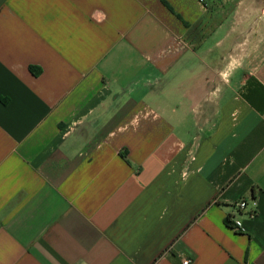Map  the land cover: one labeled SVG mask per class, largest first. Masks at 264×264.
I'll list each match as a JSON object with an SVG mask.
<instances>
[{
  "label": "crops",
  "instance_id": "1",
  "mask_svg": "<svg viewBox=\"0 0 264 264\" xmlns=\"http://www.w3.org/2000/svg\"><path fill=\"white\" fill-rule=\"evenodd\" d=\"M186 261L264 264V0H0V264Z\"/></svg>",
  "mask_w": 264,
  "mask_h": 264
},
{
  "label": "built area",
  "instance_id": "2",
  "mask_svg": "<svg viewBox=\"0 0 264 264\" xmlns=\"http://www.w3.org/2000/svg\"><path fill=\"white\" fill-rule=\"evenodd\" d=\"M234 207L237 210H244L246 207V203L244 200H238L234 203ZM254 215L253 212L249 213V216ZM236 231L243 232V229L241 228V222L239 220H233V226ZM183 264H188V262H183Z\"/></svg>",
  "mask_w": 264,
  "mask_h": 264
},
{
  "label": "trees",
  "instance_id": "3",
  "mask_svg": "<svg viewBox=\"0 0 264 264\" xmlns=\"http://www.w3.org/2000/svg\"><path fill=\"white\" fill-rule=\"evenodd\" d=\"M30 71H32L34 74H36V71H34L33 68H30Z\"/></svg>",
  "mask_w": 264,
  "mask_h": 264
}]
</instances>
